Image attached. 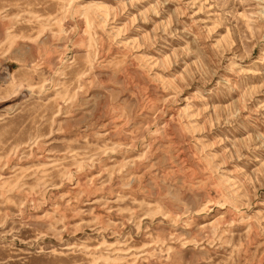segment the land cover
Returning a JSON list of instances; mask_svg holds the SVG:
<instances>
[{
    "label": "rangeland",
    "instance_id": "obj_1",
    "mask_svg": "<svg viewBox=\"0 0 264 264\" xmlns=\"http://www.w3.org/2000/svg\"><path fill=\"white\" fill-rule=\"evenodd\" d=\"M237 9L0 0V264H264V0Z\"/></svg>",
    "mask_w": 264,
    "mask_h": 264
},
{
    "label": "bare ground",
    "instance_id": "obj_2",
    "mask_svg": "<svg viewBox=\"0 0 264 264\" xmlns=\"http://www.w3.org/2000/svg\"><path fill=\"white\" fill-rule=\"evenodd\" d=\"M250 0H236V6L239 7V9L236 10L235 15H238L239 17L243 16L244 17V13H242L241 9L246 6L249 3ZM237 18V17H236Z\"/></svg>",
    "mask_w": 264,
    "mask_h": 264
}]
</instances>
